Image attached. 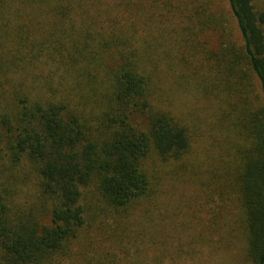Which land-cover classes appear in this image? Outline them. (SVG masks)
I'll list each match as a JSON object with an SVG mask.
<instances>
[{"label": "trees", "instance_id": "1", "mask_svg": "<svg viewBox=\"0 0 264 264\" xmlns=\"http://www.w3.org/2000/svg\"><path fill=\"white\" fill-rule=\"evenodd\" d=\"M227 3L239 43L197 61L198 35L216 21L186 0H0V264H155L142 256L139 208L157 193L145 162L183 166L205 145L213 106L220 166L204 169L237 208L223 250L264 264V0ZM28 6L31 24L19 18ZM43 51L58 59L41 62ZM180 93L198 107L179 111ZM30 177L35 200L18 205ZM129 209L130 261L115 262L114 217ZM102 236L98 260L74 251Z\"/></svg>", "mask_w": 264, "mask_h": 264}, {"label": "rangeland", "instance_id": "2", "mask_svg": "<svg viewBox=\"0 0 264 264\" xmlns=\"http://www.w3.org/2000/svg\"><path fill=\"white\" fill-rule=\"evenodd\" d=\"M186 2L189 5L194 3L205 7L206 16L216 21V25H212L214 30L209 29L199 33L196 40L199 54L194 56L195 60L199 61L204 57L215 55L231 42L239 43L240 35L227 0H186ZM36 9L29 6L21 9L20 20L31 24L35 17L28 16H34L35 14L31 15V13L37 11ZM38 58L41 62H53L58 59V56L53 54L49 58L48 52L43 51ZM57 77L58 74L53 76L54 80H57ZM166 89H168L167 85ZM174 104L181 112L193 111L194 107H198V101L193 94L180 93ZM211 108L212 118L206 129L204 128L206 143L204 146H195V153L185 157L183 166H180V163H161L155 156L149 157L145 162L157 190V193L143 202L139 208L146 210L143 234L147 248L146 253L142 254L145 261L152 259L155 264H251L246 260L242 247L235 245L231 251L223 250L229 244L232 228L230 224L235 222L237 208L229 198L222 199L221 203L218 201L219 187H226V183L223 177L217 180V184L212 183L204 169L213 164L219 165L217 160L221 150L220 144L213 140H217L222 131L215 124L214 106ZM202 152L206 156L205 159H208V164L204 165L203 161V169L199 170V166L195 168L194 164L196 165ZM27 170V168L19 167L16 170V176H21V172ZM10 184L14 185V183ZM16 187L15 202L18 205L24 206L27 202L35 200L32 177L30 182L17 184ZM226 190L228 191L226 197L231 196L228 189L224 188L222 191L227 192ZM114 218L120 229L117 230L114 247L111 249L115 255V262L118 257L121 260L128 258L130 261V225H138L139 219L133 213L130 219V209ZM105 221L114 225L112 219ZM103 231L107 234L106 229ZM122 235H127L128 239H123L120 243ZM107 244L102 236L98 238L97 246L93 250L86 251L82 242L79 241L74 246V251L83 252L98 260L105 251L97 247H104ZM217 246L222 249H215ZM124 250L128 253H123ZM99 264L112 263L103 260ZM117 264H121V261Z\"/></svg>", "mask_w": 264, "mask_h": 264}]
</instances>
